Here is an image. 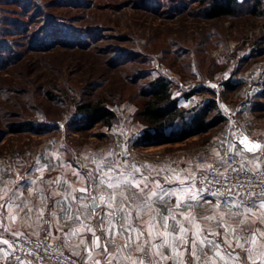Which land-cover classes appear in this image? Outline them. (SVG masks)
Segmentation results:
<instances>
[{
    "label": "rangeland",
    "instance_id": "obj_1",
    "mask_svg": "<svg viewBox=\"0 0 264 264\" xmlns=\"http://www.w3.org/2000/svg\"><path fill=\"white\" fill-rule=\"evenodd\" d=\"M210 1L0 0V156H51L58 173L93 175L135 156L137 168L200 177L198 155L219 158L231 127L264 125V0L207 19ZM159 75L188 120L215 99L224 121L183 137L179 120L140 142L141 92ZM89 100L117 112L112 126L78 130Z\"/></svg>",
    "mask_w": 264,
    "mask_h": 264
},
{
    "label": "crops",
    "instance_id": "obj_2",
    "mask_svg": "<svg viewBox=\"0 0 264 264\" xmlns=\"http://www.w3.org/2000/svg\"><path fill=\"white\" fill-rule=\"evenodd\" d=\"M230 130V148L251 168L264 167V125H241L242 135L259 144L250 150ZM54 159L0 156V241H7L0 242V264L20 233L55 242L82 264H264V209L237 208L259 200L204 202L200 173L137 168L135 156L113 157L118 166L104 161L94 175L58 173Z\"/></svg>",
    "mask_w": 264,
    "mask_h": 264
},
{
    "label": "trees",
    "instance_id": "obj_3",
    "mask_svg": "<svg viewBox=\"0 0 264 264\" xmlns=\"http://www.w3.org/2000/svg\"><path fill=\"white\" fill-rule=\"evenodd\" d=\"M257 4L258 2H256L253 11L256 10ZM242 5L243 3L239 0H211L208 6L204 8V15L207 19L225 15L232 16L236 14L237 9ZM148 84L141 92L145 100L139 110V116L148 127L140 136V142H148L170 136L174 129L169 131V128H172L179 120L183 122V127L178 129V131L184 135L183 137H187L194 131H205L218 125L225 119L224 115L219 112L211 116L213 110L217 108L218 102L212 99L188 120L178 97L174 96L173 85L165 76L159 75ZM192 93H187L186 96H190ZM79 113L82 114L79 119V123L82 125L78 127V130L92 127L96 123L112 126L117 118V112L109 106L102 102H92L90 100L79 105Z\"/></svg>",
    "mask_w": 264,
    "mask_h": 264
},
{
    "label": "built area",
    "instance_id": "obj_4",
    "mask_svg": "<svg viewBox=\"0 0 264 264\" xmlns=\"http://www.w3.org/2000/svg\"><path fill=\"white\" fill-rule=\"evenodd\" d=\"M230 147L224 144L217 160L210 161L205 154L197 157L205 167L200 177L204 202L227 204L232 197L264 200V167L251 168ZM237 176L238 181L234 179ZM225 177H228L227 181ZM9 247L10 257L6 264H12L19 258H25L32 264H82L80 259L55 242L29 233L12 236Z\"/></svg>",
    "mask_w": 264,
    "mask_h": 264
},
{
    "label": "snow or ice",
    "instance_id": "obj_5",
    "mask_svg": "<svg viewBox=\"0 0 264 264\" xmlns=\"http://www.w3.org/2000/svg\"><path fill=\"white\" fill-rule=\"evenodd\" d=\"M242 170V169H241ZM233 171H236L235 169ZM228 177H225V180L227 181ZM235 180H239V177H234ZM219 182V181H217ZM161 191H164L163 189H161ZM246 196L248 194H245ZM239 207H244L246 208L248 211L253 210L254 208H259V209H264V200H261L259 204H257L255 201H240L239 205H237V208ZM3 243H7V241H0ZM254 243V236H253V241ZM211 243L213 246L219 247V245L216 242H209ZM241 247H243V245H241ZM245 251L247 252H251V249H245ZM229 257L234 260V261H239L241 258L237 255V256H232L231 253H228ZM189 264H191V261H189ZM244 264H247V261L244 262Z\"/></svg>",
    "mask_w": 264,
    "mask_h": 264
},
{
    "label": "water",
    "instance_id": "obj_6",
    "mask_svg": "<svg viewBox=\"0 0 264 264\" xmlns=\"http://www.w3.org/2000/svg\"><path fill=\"white\" fill-rule=\"evenodd\" d=\"M237 140L244 146L246 147L247 150H250L251 148H253L254 146H259V144H257L255 141L251 140L250 138L243 136L241 131H238L237 133ZM93 207H97L98 204L95 201V198L93 199Z\"/></svg>",
    "mask_w": 264,
    "mask_h": 264
}]
</instances>
